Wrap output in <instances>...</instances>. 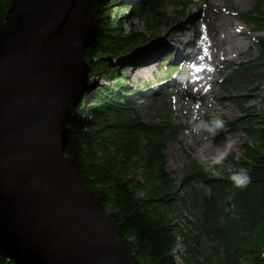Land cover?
Returning <instances> with one entry per match:
<instances>
[{
  "label": "trees",
  "instance_id": "obj_1",
  "mask_svg": "<svg viewBox=\"0 0 264 264\" xmlns=\"http://www.w3.org/2000/svg\"><path fill=\"white\" fill-rule=\"evenodd\" d=\"M9 1L0 0V23ZM190 3L93 0L98 30L86 51L90 79L113 84L90 80L89 99L81 102L69 125L66 154L81 165L87 185L113 215L122 244L136 264H264V108L242 107L233 123L246 139L241 154L229 156L222 166L214 165L217 176L191 159H186V170L171 171L168 145L179 141L187 128L175 124L172 115L145 121L136 109L137 100L155 90H148L150 85L146 90L133 89L121 81L120 71L160 60L139 56L142 45L155 38L159 28L176 27V31L189 17ZM126 11L143 23L150 36L124 31ZM234 13L256 33L264 32V0H253L248 10ZM254 40L258 56L231 67L223 89L241 87L251 77L264 82V34ZM162 58L174 62L175 52ZM241 167L251 176L245 188L230 180ZM0 264L15 263L0 255Z\"/></svg>",
  "mask_w": 264,
  "mask_h": 264
},
{
  "label": "water",
  "instance_id": "obj_2",
  "mask_svg": "<svg viewBox=\"0 0 264 264\" xmlns=\"http://www.w3.org/2000/svg\"><path fill=\"white\" fill-rule=\"evenodd\" d=\"M97 30L93 0H10L0 23V255L15 264H136L66 154Z\"/></svg>",
  "mask_w": 264,
  "mask_h": 264
},
{
  "label": "rangeland",
  "instance_id": "obj_3",
  "mask_svg": "<svg viewBox=\"0 0 264 264\" xmlns=\"http://www.w3.org/2000/svg\"><path fill=\"white\" fill-rule=\"evenodd\" d=\"M188 1L191 2L186 7V14L189 17L179 24L178 29L175 31L176 27L166 26L159 28L160 32L155 35V38L152 37V41L147 46H142L139 51V56L154 55L160 60L155 63L150 62L146 66L129 67L126 71L119 73L122 77L121 81L133 89L146 90V86L150 85L151 88L148 90H155V93L146 99L137 100L136 109L145 121L158 122L159 117L172 115L175 124H181L189 130L188 134L186 132L182 134L179 141L168 145V169L179 172L186 170V159H191L204 164L206 170L217 176L218 172L212 169L214 165L222 166L229 156L241 154L240 145L246 139L242 129L233 123L242 114V107L258 111L264 108V82L256 77L247 79L241 87L231 86L229 91L223 89L222 82L230 76L233 68L250 63L258 56L254 37L264 32L256 33L250 25L234 13V11L248 10L253 0H210L209 5L205 4V0ZM232 8L234 11H231ZM167 9L171 13L172 7ZM116 13L113 12L112 16L114 17ZM125 13L127 17L122 22L124 31L150 36L151 33L146 31L142 22L132 18L130 11ZM197 32L202 33L208 41L206 44L208 56L211 53V45L219 44L218 36L223 37L227 33H231V40L238 45L241 54L235 58L221 59V55L216 52L217 61L214 57L212 60L209 59L208 63L204 64V70L199 74L197 85L194 82L191 85L186 81L189 63L178 65L181 61L185 63L189 55L173 62L175 67L178 66L179 71H171L170 74L165 70L170 66L168 65L170 62L164 60L162 55L168 51L178 53L181 41L189 38L190 35L192 37L198 35ZM192 39L195 45H198L201 40L200 37ZM195 45L192 48H195ZM196 49L198 50V46ZM91 80L113 84L112 81L104 82L97 77ZM159 92L164 93L159 94ZM193 116L206 120H221L223 129L212 137L207 136L206 133L192 134L190 125ZM226 136L229 137L224 140ZM219 137L229 143L227 152L221 153V150L217 152L220 149ZM229 139L230 142H228ZM208 145L211 146L206 149ZM195 186L202 188L200 184Z\"/></svg>",
  "mask_w": 264,
  "mask_h": 264
},
{
  "label": "bare ground",
  "instance_id": "obj_4",
  "mask_svg": "<svg viewBox=\"0 0 264 264\" xmlns=\"http://www.w3.org/2000/svg\"><path fill=\"white\" fill-rule=\"evenodd\" d=\"M221 24L223 25V22ZM197 33L198 35L196 34V36L193 37H195V39H198L199 37L201 38L200 43L198 45L194 44L195 42L192 39L193 37L190 35L189 38L181 41V48L179 49V51L183 55H187V54L189 55L187 58V62L189 63L188 65H190V68L186 71L187 74L186 81L188 84L194 82L196 85H197V81L199 80V74L204 70V64H207L209 59L212 60L213 57L214 60L217 61L215 59L216 52L218 55H221V59L235 58L239 54H241V50L238 49V45L231 40L232 37L231 33H227L223 37H219L217 35L218 38H220V40L218 41L219 44L216 45V43H213V45H211V53L208 56L206 52V44L208 41L206 40L205 37L202 36V33L199 32ZM193 45H195V48H192ZM197 46H198V50L196 49ZM228 137L229 136H226L224 140L228 139ZM224 140L222 137H219L220 149L217 152H220V150L221 153L228 151L229 143H227V141ZM228 142H230V139L228 140ZM210 146L211 145H208L206 149H209Z\"/></svg>",
  "mask_w": 264,
  "mask_h": 264
},
{
  "label": "clouds",
  "instance_id": "obj_5",
  "mask_svg": "<svg viewBox=\"0 0 264 264\" xmlns=\"http://www.w3.org/2000/svg\"><path fill=\"white\" fill-rule=\"evenodd\" d=\"M223 129V122L221 120H206L200 119L196 116L192 117L190 125V132L195 135L206 133L207 136L212 137L217 135ZM189 130H186L188 134ZM230 180L237 188H245L251 183V176L246 168H239L230 176Z\"/></svg>",
  "mask_w": 264,
  "mask_h": 264
}]
</instances>
